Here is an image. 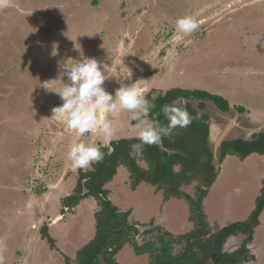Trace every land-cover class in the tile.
<instances>
[{"label":"rangeland","instance_id":"obj_1","mask_svg":"<svg viewBox=\"0 0 264 264\" xmlns=\"http://www.w3.org/2000/svg\"><path fill=\"white\" fill-rule=\"evenodd\" d=\"M185 15L196 19L195 31L177 30L176 20ZM74 43L86 58L107 64L104 87L112 94L136 82L152 97L179 88L225 98L232 107L228 114L211 105L199 110L200 100L189 101L197 114H209V125H216L209 140L212 150L220 137H249L245 128L264 124V0H14L13 7L0 10V264H64L63 255L74 258L94 236L99 209L94 197L63 206L80 172L88 169L74 171L68 161L76 137L53 113L63 103L60 96L43 87H63L57 62L80 58ZM240 105L247 109L243 114L234 110ZM259 118L263 123L254 125ZM137 123L122 114L113 121L112 140L135 137ZM82 139L100 144L99 136L91 133ZM137 158L139 165L145 164L141 154ZM215 165L220 166L217 158ZM223 166L220 179L202 200V210L206 218L245 220L262 193L264 156L252 153L245 161L232 157ZM129 175L121 166L104 186L108 199L129 211V218L141 219L150 228L155 220L173 237L193 228L186 200H164L145 181L132 190ZM181 190L194 196L196 181ZM29 201L31 209L26 207ZM259 218L264 224V209ZM44 224L56 249L41 234ZM258 235L264 239V228ZM244 237L230 240L238 247ZM140 238L135 236L142 245ZM248 245L252 252L258 237ZM130 246L125 244L115 256L119 264H150L148 253L137 255ZM258 251V261L246 264H264V247Z\"/></svg>","mask_w":264,"mask_h":264},{"label":"trees","instance_id":"obj_2","mask_svg":"<svg viewBox=\"0 0 264 264\" xmlns=\"http://www.w3.org/2000/svg\"><path fill=\"white\" fill-rule=\"evenodd\" d=\"M146 96L151 100L150 92ZM156 97L150 119L155 117L166 125L168 121L161 113L162 106L173 101L187 100L183 106H178L186 108L193 117L191 124L186 128L174 129L171 135L163 137L159 144L145 145L141 153L144 165H139L138 155L132 157L129 154L131 145L139 143L134 137L112 140L108 147H102L105 152L103 161L93 164L85 172H80L75 190L63 201L64 207L75 206L80 200L89 197H94L99 203V209L94 213V236L76 251L74 258L63 255L64 264H101V254H104L107 264H119L115 256L127 243L137 255L148 253L150 264H207L209 260L214 264H242L254 258L249 254L247 243L253 239L254 228L259 224L258 217L264 209V184L261 196L256 198L250 215L245 220L231 222L216 233H212L208 228L209 224L202 210V200L215 181L218 169L208 139L209 114H197L189 101L198 99L200 101L197 109L202 110L211 105L221 114L232 112L230 103L216 93L200 89H167L166 95L160 93ZM234 110L240 114L247 111L241 105L235 106ZM157 113L160 115L156 116ZM109 149H112L110 155L107 154ZM252 153L264 155V129L255 132L251 140L242 136L222 140L218 147L217 163H221L227 155L242 160ZM119 166L128 170L132 190L145 181L161 191L164 200H186L193 228L173 237L161 227L152 226L143 232L140 241L144 244H139L135 240L138 235L137 224L129 220L130 212L121 211L114 205L108 199V191L104 187L112 180ZM175 166H178L177 170L174 169ZM193 181H196V193L191 196L181 190V186L189 185ZM47 231L48 227L44 224L41 234L47 239L50 247L56 249ZM238 234L245 235L240 246L233 252H222L223 243L230 236ZM175 244H180L181 248L176 249Z\"/></svg>","mask_w":264,"mask_h":264},{"label":"clouds","instance_id":"obj_3","mask_svg":"<svg viewBox=\"0 0 264 264\" xmlns=\"http://www.w3.org/2000/svg\"><path fill=\"white\" fill-rule=\"evenodd\" d=\"M13 6L14 0H0V10ZM198 26L196 19L191 15L176 20L177 30L183 33L193 32ZM73 50L80 58H68L57 62L58 79L63 82V87L60 90L49 88L47 84H43V87L49 92L57 93L63 101L60 106L53 109V113L76 137L67 151V159L74 171L90 169L93 164L103 161L105 152L102 151V147H108V142L115 135L113 121L124 113L128 114L131 121L138 122L134 138L139 143L131 145L129 154L132 157L140 155L145 145L159 144L162 138L170 136L174 129L186 128L191 124L193 117L186 108L178 106L176 101L161 108V113L168 121L166 125L155 117L150 119L156 96L149 100L146 96L147 90L136 82L120 86L114 94L108 92L104 87L105 81L109 78L106 74L107 64L96 58H86L79 43H74ZM57 55L58 51L54 45L51 56ZM65 76L67 83L64 82ZM131 77L132 72L129 69L128 79L131 80ZM162 94L166 95L167 90ZM158 115L160 113L156 114ZM89 133L99 136L100 144L82 139ZM111 151L112 149H109L107 154L110 155ZM26 207L31 209L32 202L29 201ZM110 248L111 246L108 249Z\"/></svg>","mask_w":264,"mask_h":264},{"label":"crops","instance_id":"obj_4","mask_svg":"<svg viewBox=\"0 0 264 264\" xmlns=\"http://www.w3.org/2000/svg\"><path fill=\"white\" fill-rule=\"evenodd\" d=\"M263 116L264 115H262L260 118L263 120ZM258 119V122L257 123H253L254 125H256V124H261V123H263V121L261 120V119ZM261 121V122H260ZM258 128H260V131L261 130H263L264 129V124L263 125H261V126H258ZM239 129H237V131H238ZM239 131H241V130H239ZM244 133V132H243ZM252 136H253V133H252V135H251V138H252ZM237 137H241V135H238V136H233V137H230V138H237ZM243 138H245L246 139V137H244V134H243V136H242ZM250 138V139H251ZM254 154V153H253ZM256 154H258V153H256ZM251 155V154H250ZM258 155H261V154H258ZM249 156V155H248ZM247 156V157H248ZM262 156H264V155H262ZM232 157H235V156H233V155H227L225 158H224V160L220 163V166H216V169H218V174H217V176H216V178L215 179H220V177H221V174H220V172H219V170H220V168L221 167H224L223 165L225 164V159L227 160V159H231ZM247 157H245L244 159H242L243 161H245V159L247 158ZM237 158V157H236ZM241 160V159H240ZM119 167H121V166H119ZM118 167V168H119ZM118 170V169H117ZM128 179H129V177H128ZM141 183H143V182H141ZM214 183V182H213ZM213 185V184H212ZM211 185V186H212ZM210 186V187H211ZM209 187V188H210ZM208 191H209V189H208ZM154 193V192H153ZM208 194V193H207ZM207 196V195H206ZM206 196L204 197V199L206 198ZM95 199V198H94ZM175 199V198H174ZM136 213V212H135ZM134 213V214H135ZM260 215H261V213H260ZM260 215H259V217H260ZM258 217V219H259V224L254 228V232H253V239L252 240H254V238L257 236L258 237V245L255 247V249H257V250H259L258 251V253H261L262 252V250H263V247H264V239L263 238H261L259 235H258V229H260V228H264V224H262L261 222H260V218ZM210 218H212V220H213V222H212V220L211 221H209L210 220ZM208 217L207 216V221H209L208 222V224H209V226H208V228H210L211 226H215V227H217L218 229L219 228H223L224 226H226V225H228V224H230L231 223V221H232V218L230 217V215H228V217H224V218H221V217ZM247 218V217H246ZM129 220L131 221V222H135L136 224H137V228H138V234H141V237L143 236V232L145 231V230H148V229H150V227L149 226H146L148 223H146V222H144L143 220H138V221H133L132 220V217H130L129 218ZM95 221V220H94ZM212 222V223H211ZM158 224L155 222V220L153 221V226H157ZM141 227H144V229H142L141 230ZM94 228H95V226H94ZM178 235V234H177ZM238 235H243V234H238ZM255 235V236H254ZM245 236V235H244ZM232 238H234V237H232ZM139 240H141V238L139 239ZM252 240L251 241H249V243L250 242H252ZM242 243V240H241V242L239 243V244H241ZM128 245H130L129 243H127ZM223 247H222V251L223 252H233V250H235L237 247L235 246V244L233 245V243H231V240L229 239V240H227L226 241V243L225 244H223L222 245ZM239 246V245H238ZM130 248H133L132 246H130ZM247 248L249 249V253L251 254V255H253V259H251V260H249V261H247V262H250V261H252V262H257L258 261V259H259V256H257L256 254H255V252H254V250L255 249H253V251L252 252H250V249H251V247H249V245H248V243H247ZM257 253V254H258ZM136 254V253H135ZM259 255V254H258ZM246 262V263H247ZM246 263H243V264H246ZM207 264H208V262H207Z\"/></svg>","mask_w":264,"mask_h":264},{"label":"water","instance_id":"obj_5","mask_svg":"<svg viewBox=\"0 0 264 264\" xmlns=\"http://www.w3.org/2000/svg\"><path fill=\"white\" fill-rule=\"evenodd\" d=\"M231 124H232V125L234 124L232 120L230 121L229 125H231ZM245 129L247 130V134L249 135V137H246V139H248V140H250L252 133H255V132H259V131H260V128H258V127H255V128H245ZM215 132H216V125H215V123L212 122V123L209 125V133H208V138H209L210 141H212V138L215 136ZM222 140H223V138L220 137V138L215 142L214 150H213L214 159L217 158V157H215V151H217V148L219 147V145H220V143H221ZM209 229L211 230L212 233H216V232H217L218 230H220L221 228L218 229V228L215 227V226H211V228H209ZM231 237H233V236H230L227 240H229ZM227 240H226V241H227ZM225 243H226V242H225ZM225 243H224V244H225ZM222 247H223V246H222ZM99 261H100L101 264H107V263L105 262V260H104V256H103V254L99 255ZM208 264H214V262L211 261V260H209V261H208Z\"/></svg>","mask_w":264,"mask_h":264},{"label":"flooded vegetation","instance_id":"obj_6","mask_svg":"<svg viewBox=\"0 0 264 264\" xmlns=\"http://www.w3.org/2000/svg\"><path fill=\"white\" fill-rule=\"evenodd\" d=\"M218 231H219V230H218ZM218 231H217V232H218Z\"/></svg>","mask_w":264,"mask_h":264}]
</instances>
